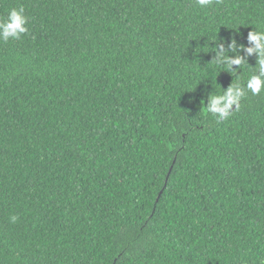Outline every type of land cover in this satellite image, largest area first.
Listing matches in <instances>:
<instances>
[{
  "label": "trees",
  "instance_id": "1",
  "mask_svg": "<svg viewBox=\"0 0 264 264\" xmlns=\"http://www.w3.org/2000/svg\"><path fill=\"white\" fill-rule=\"evenodd\" d=\"M19 7L29 31L0 40V264H264V90L207 111L257 71L213 50L249 46L264 0H0V21Z\"/></svg>",
  "mask_w": 264,
  "mask_h": 264
},
{
  "label": "clouds",
  "instance_id": "2",
  "mask_svg": "<svg viewBox=\"0 0 264 264\" xmlns=\"http://www.w3.org/2000/svg\"><path fill=\"white\" fill-rule=\"evenodd\" d=\"M200 8H207L213 4V0H195ZM29 17L25 14L23 7L13 8L8 13L7 19L0 21V40L7 42L9 39L18 40L29 31ZM249 46L239 45L235 38L230 44L226 42L216 43L214 47L215 57L213 60L224 67L230 73L236 72L234 65L239 69L247 63L241 49L248 56L257 54V71L252 74L243 86L239 83L224 89L222 94H211L207 102V111L218 120L228 119L233 111L239 110L241 101L250 91L253 95H258L264 90V27L254 29L248 34ZM230 52L234 55H230ZM235 106V108H234ZM12 223L17 220L16 216L10 218Z\"/></svg>",
  "mask_w": 264,
  "mask_h": 264
}]
</instances>
